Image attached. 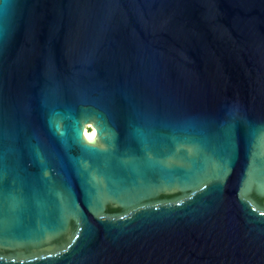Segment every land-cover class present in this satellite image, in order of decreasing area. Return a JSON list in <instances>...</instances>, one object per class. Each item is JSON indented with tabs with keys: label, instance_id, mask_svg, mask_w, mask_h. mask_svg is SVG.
<instances>
[{
	"label": "water",
	"instance_id": "1",
	"mask_svg": "<svg viewBox=\"0 0 264 264\" xmlns=\"http://www.w3.org/2000/svg\"><path fill=\"white\" fill-rule=\"evenodd\" d=\"M0 264H264V0H0Z\"/></svg>",
	"mask_w": 264,
	"mask_h": 264
},
{
	"label": "bare ground",
	"instance_id": "2",
	"mask_svg": "<svg viewBox=\"0 0 264 264\" xmlns=\"http://www.w3.org/2000/svg\"><path fill=\"white\" fill-rule=\"evenodd\" d=\"M86 137H87V139L89 140V141H93V133L92 132H90V131H86Z\"/></svg>",
	"mask_w": 264,
	"mask_h": 264
}]
</instances>
